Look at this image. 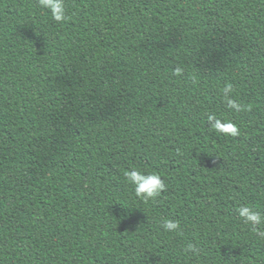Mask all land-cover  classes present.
<instances>
[{"label":"trees","instance_id":"obj_1","mask_svg":"<svg viewBox=\"0 0 264 264\" xmlns=\"http://www.w3.org/2000/svg\"><path fill=\"white\" fill-rule=\"evenodd\" d=\"M65 4L0 0V264H264V0Z\"/></svg>","mask_w":264,"mask_h":264},{"label":"clouds","instance_id":"obj_2","mask_svg":"<svg viewBox=\"0 0 264 264\" xmlns=\"http://www.w3.org/2000/svg\"><path fill=\"white\" fill-rule=\"evenodd\" d=\"M38 6L51 16V18L62 23L68 19L65 0H38ZM177 75L182 74V68H176ZM233 91L232 84H226L222 89V94L230 109L239 112L242 111V105L232 99L230 94ZM208 125L211 130L225 136L237 137L240 134L238 126L230 121L217 118L215 115H208ZM127 181L133 186L134 193L137 198L143 200H154L161 196L167 190L165 181L156 172H143L140 170L132 169L126 173ZM237 215L243 223L251 225L257 234L264 238V231H260L258 226L264 224V213L249 207L248 205H241L237 209ZM162 228L167 232H175L180 229V223L174 219H164L161 224ZM201 249L195 244L189 243L182 249L183 255L191 254L198 256Z\"/></svg>","mask_w":264,"mask_h":264}]
</instances>
